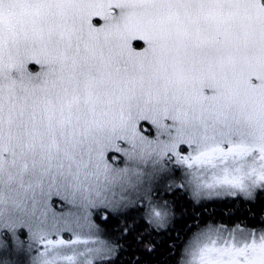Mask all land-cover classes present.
Listing matches in <instances>:
<instances>
[{"label":"snow or ice","instance_id":"6c2138e0","mask_svg":"<svg viewBox=\"0 0 264 264\" xmlns=\"http://www.w3.org/2000/svg\"><path fill=\"white\" fill-rule=\"evenodd\" d=\"M0 264H264V0H0Z\"/></svg>","mask_w":264,"mask_h":264},{"label":"trees","instance_id":"16d2710c","mask_svg":"<svg viewBox=\"0 0 264 264\" xmlns=\"http://www.w3.org/2000/svg\"><path fill=\"white\" fill-rule=\"evenodd\" d=\"M181 203H187V201H181ZM210 208H214L216 216L219 218L221 216H223V214L225 213H229L230 210H235L238 213L240 211H242V208H237L236 205H230L227 203H222V202H217L214 205H210ZM191 211V209H190ZM205 215H207V213H205ZM163 239H167V237H164Z\"/></svg>","mask_w":264,"mask_h":264}]
</instances>
